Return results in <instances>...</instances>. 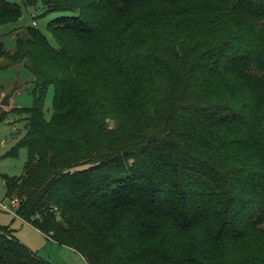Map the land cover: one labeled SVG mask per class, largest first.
<instances>
[{"label": "trees", "instance_id": "obj_1", "mask_svg": "<svg viewBox=\"0 0 264 264\" xmlns=\"http://www.w3.org/2000/svg\"><path fill=\"white\" fill-rule=\"evenodd\" d=\"M21 1L73 14L0 38L35 77L16 213L89 264H264V0ZM0 264L50 263L0 225Z\"/></svg>", "mask_w": 264, "mask_h": 264}, {"label": "rangeland", "instance_id": "obj_2", "mask_svg": "<svg viewBox=\"0 0 264 264\" xmlns=\"http://www.w3.org/2000/svg\"><path fill=\"white\" fill-rule=\"evenodd\" d=\"M11 1L20 3L23 14L18 21L0 26V38L8 50H14L15 37L22 33L26 26L32 25L34 19L37 21L35 26L48 36L53 45H58L48 29V23L58 16L70 15L73 12L47 11L42 5L31 7L26 6L21 0ZM34 87L35 77L28 61L12 63L7 58H0V118L5 116L4 120H0V225L8 227L18 239L50 264H85L87 260L80 253L71 247L55 243L32 224L17 216L13 210H7L1 205L2 202L10 204L11 201L6 194V176L23 175L27 163V149L24 146L18 149L17 155L8 154L25 135L28 123L26 113L19 114L11 109L31 107L35 99ZM7 93L10 94L12 103L10 107L2 104ZM54 95V85H50L44 100L45 114L48 118L52 114ZM114 126L115 121L110 127Z\"/></svg>", "mask_w": 264, "mask_h": 264}, {"label": "built area", "instance_id": "obj_3", "mask_svg": "<svg viewBox=\"0 0 264 264\" xmlns=\"http://www.w3.org/2000/svg\"><path fill=\"white\" fill-rule=\"evenodd\" d=\"M33 16L35 17L36 15H33ZM33 24L37 25V21L35 19L33 21ZM10 200H11L10 204L2 202L1 205H2L3 208H5L7 210H13L14 213L17 214L16 213V208L19 205V200L16 197L10 198ZM85 264H89V263L87 261H85Z\"/></svg>", "mask_w": 264, "mask_h": 264}, {"label": "water", "instance_id": "obj_4", "mask_svg": "<svg viewBox=\"0 0 264 264\" xmlns=\"http://www.w3.org/2000/svg\"><path fill=\"white\" fill-rule=\"evenodd\" d=\"M2 104L5 106H9L10 105V94H6L3 98ZM110 125L113 126L114 125V120H110Z\"/></svg>", "mask_w": 264, "mask_h": 264}, {"label": "crops", "instance_id": "obj_5", "mask_svg": "<svg viewBox=\"0 0 264 264\" xmlns=\"http://www.w3.org/2000/svg\"><path fill=\"white\" fill-rule=\"evenodd\" d=\"M12 105V103H11V99H10V105H9V107ZM17 216H18V214H16ZM20 217V216H19ZM21 218V217H20ZM21 219H23V218H21ZM24 220V219H23ZM55 242V241H54ZM55 243H57V242H55Z\"/></svg>", "mask_w": 264, "mask_h": 264}]
</instances>
